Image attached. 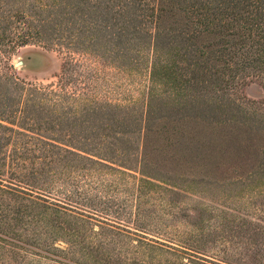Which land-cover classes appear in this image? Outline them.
I'll use <instances>...</instances> for the list:
<instances>
[{
    "label": "rangeland",
    "instance_id": "obj_1",
    "mask_svg": "<svg viewBox=\"0 0 264 264\" xmlns=\"http://www.w3.org/2000/svg\"><path fill=\"white\" fill-rule=\"evenodd\" d=\"M142 4L153 17L141 35L147 42L154 32L165 36L163 61L153 59L150 69L152 55L146 44L139 54L145 60L142 66L132 64L124 72L118 63L74 54V71L98 74L91 100L106 107L105 122L101 118L82 132L91 137L88 142L68 137L56 127L28 133L94 162H82L74 170L55 169L60 180L47 173L54 187L18 183L10 172L20 165L8 166L13 147L5 145L0 149L1 184L30 189L45 198L47 206L55 201L67 205V214L61 216L72 220L65 218L64 225L51 222L56 231V226L62 228L54 246L65 248L71 233L102 236L97 245L104 246L86 252L98 258L110 256L103 264H123L125 256L119 258V253L125 245L138 246L144 253L129 255L127 264H146L150 245L151 253L157 254L152 264H264V0ZM168 43L175 51H169ZM62 48L17 47L5 61L11 70L2 72L26 86H56L68 68ZM79 82L80 89L88 83L84 78ZM131 104L136 112L131 128L107 120L108 110L116 123L125 122L123 112ZM8 119L0 124L11 127ZM3 194L0 190V264L68 261L67 254L37 240L39 225L35 221L28 225L24 216L14 214V200ZM72 262L76 264L77 257Z\"/></svg>",
    "mask_w": 264,
    "mask_h": 264
},
{
    "label": "trees",
    "instance_id": "obj_2",
    "mask_svg": "<svg viewBox=\"0 0 264 264\" xmlns=\"http://www.w3.org/2000/svg\"><path fill=\"white\" fill-rule=\"evenodd\" d=\"M87 1L90 0H48L47 3H45L46 0H0V65L2 66V68L0 67V121L9 118V124L12 125L8 127L0 124V131L10 133L8 136L0 133V149L5 145L13 147L7 159L9 167L20 165V170L15 172L11 170L10 172V177H13L18 183L27 181L32 184L38 183L42 186L54 187V181L47 173L60 180L54 172L55 169L67 167L74 170L80 167L82 162H94L74 151L63 150L49 140H36L28 134L34 133L33 130L39 131L47 128L45 130L50 131L56 127L61 132L66 131L68 137L88 142L91 137H85L82 132L91 128V125L93 128V122H98L101 118L104 121L103 110L106 107L102 108L97 104V101L91 100L93 98L91 89L94 86L92 83L94 79L98 78V74L88 71L87 76H85L80 74V71H74L72 67L74 54L84 53L95 59L109 62V64L118 63L122 72L130 68L129 66L132 64L135 67L142 66L145 60L141 57L143 55L139 54L145 44L151 49L150 69L154 65L153 59L159 61L164 59L166 52L163 49L165 36L162 37L159 32H154L151 42H147L141 35L149 22V18L153 17L148 15L147 10L143 8L142 3L145 0H99L98 4L86 7L83 4ZM177 43L173 41V44ZM27 45H42V47L47 46L49 48L62 46L66 49L69 59L68 68L62 72L56 86L40 87L31 84L26 86L25 82H20L11 74L2 72L11 70V67L5 64L7 56L13 53L17 47ZM168 45L169 51L173 50L171 44L168 43ZM131 52H135L137 57L134 56L135 54L131 56ZM76 73L88 81L86 87L80 89L78 84L81 83L79 81L82 78H76ZM107 105L110 109H119L111 104ZM132 106L134 105L131 104L126 107L123 112L125 122L116 123L113 115L108 114V110L107 120L113 121L110 122L113 125L121 126L122 124L126 128H131L136 122V112L131 109ZM148 111L147 104L144 109L145 119ZM11 120H14L15 123ZM17 123L22 125H17ZM23 126H28L30 129ZM3 141H5L4 144ZM111 150L115 152L116 149ZM111 150L107 152L111 153ZM33 160H38L39 163L31 162ZM26 161L31 166L22 163ZM3 162V158H1L0 167L3 166ZM25 167H31L33 172L29 174L21 172ZM1 182L3 181L0 180V190L4 193L3 196H11L14 200V205L17 208L14 214L24 216L28 220L26 222L28 225L35 221L40 230L37 240L48 247L54 246L62 228L56 226L59 229L56 231L51 222L64 225L62 220L71 219V217L61 216L67 214L64 212L68 210L64 207L67 205L55 201L56 203L47 206L44 204L47 200L38 193H34L30 189L18 188L16 184L13 186L12 182L9 183L8 187L2 185ZM26 185L32 187L29 184ZM9 210L8 206L6 212ZM49 217L52 218L51 221ZM33 233L36 234L34 228ZM67 236L65 248L56 246L54 248L67 254L69 260H63L62 263L61 260H53L54 262L73 264L72 258L77 257L76 264H81L80 260H91L95 264H103L105 258H111L108 255L105 258L93 257L86 252L89 247L100 248L104 246V243L97 245V240L100 237L99 242H102V236L91 234L88 237H78L73 233ZM85 240L86 246L83 245ZM122 241L123 235H119V244ZM148 248V255L143 262L152 264L157 254L154 253L155 251L151 253V249H153L151 245ZM138 249V246L125 245L119 253V258L125 256L123 264H127L128 260L126 259L131 254L143 256L144 253ZM170 254L171 257H175V254ZM187 264L191 263L188 262Z\"/></svg>",
    "mask_w": 264,
    "mask_h": 264
}]
</instances>
